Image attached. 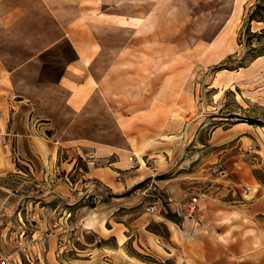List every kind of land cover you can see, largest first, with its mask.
I'll list each match as a JSON object with an SVG mask.
<instances>
[{"label": "rangeland", "instance_id": "obj_1", "mask_svg": "<svg viewBox=\"0 0 264 264\" xmlns=\"http://www.w3.org/2000/svg\"><path fill=\"white\" fill-rule=\"evenodd\" d=\"M74 1L99 25L77 79L85 106L68 103L77 81H42L72 56L65 44L0 80V264H253L247 246H264V55L250 46L264 36L247 24L264 0ZM36 4L27 55L48 15ZM14 41L13 62L25 56ZM151 107L124 132L119 118ZM103 143L132 156L134 172L105 178V161L91 159ZM150 183L161 200L144 193ZM194 196L199 224L185 212Z\"/></svg>", "mask_w": 264, "mask_h": 264}, {"label": "crops", "instance_id": "obj_2", "mask_svg": "<svg viewBox=\"0 0 264 264\" xmlns=\"http://www.w3.org/2000/svg\"><path fill=\"white\" fill-rule=\"evenodd\" d=\"M36 1V5H42L48 15L43 18L36 17L37 21L42 23L37 28L39 30V32L37 30V36L41 39L42 43L32 54L27 55L26 52L29 46L28 32L29 28H33V25L28 24L27 19L30 13L33 14L32 10L35 7ZM71 3L74 5L75 1L0 0V80L6 78L8 74L10 76L13 72L18 71L24 65L34 60L45 62L44 55H46L49 50L61 47L62 44H65L70 47L72 56H68L63 60L64 64H62L59 69L56 68L57 72L53 76L49 74L48 77L42 81L58 86L66 84L67 81H77L78 84L77 82H75V84L79 85L77 87L79 91H73L71 93L68 103L72 108L82 109L88 102L87 100L90 94L87 98L82 99V95L84 96L86 92V88L82 87L85 86V83L83 84L77 79L81 75L80 72L89 67L94 61V53L97 52L94 48H96L95 46L97 45L99 46L96 37V29L99 25L86 17L82 19L81 13H77L76 9L72 8ZM50 20L53 21L55 25L54 32H52L53 27L47 25ZM13 38L15 39L14 44L20 47L19 51H22L21 47L25 48V56L18 58L14 62L11 57ZM43 67L42 64L40 67L41 71ZM78 92L83 93L79 95ZM151 112L152 107L143 109L141 112L119 118L118 123L123 128L124 132H126V130H131L132 126L138 124L137 118L141 116V114L146 113L150 115ZM121 149L122 148H119L115 144L103 143L97 146L96 150L93 151L91 159H93L94 162L100 161L103 163L105 161L107 165L103 171H99L106 174L105 178L112 179L114 177L112 172L130 174L134 172V170H131L132 156L129 157ZM74 164V162L70 163L69 161L67 165H64V162H62L61 165L63 166L62 168L67 169L68 166H72L73 168ZM97 172L98 171L93 169V174L97 175ZM133 178L134 177L131 179ZM141 180L142 178L132 180L131 184L134 185ZM194 217L191 221L195 222V224H199L200 219ZM235 233L236 231L232 230V234L234 235ZM247 249L251 252V258L247 260L246 263L251 261L253 264H264V246L260 247L259 245L258 247H254L250 245L247 246ZM234 253L241 254L242 251L239 250V252Z\"/></svg>", "mask_w": 264, "mask_h": 264}, {"label": "trees", "instance_id": "obj_3", "mask_svg": "<svg viewBox=\"0 0 264 264\" xmlns=\"http://www.w3.org/2000/svg\"><path fill=\"white\" fill-rule=\"evenodd\" d=\"M257 7L253 9V11L251 12L250 16H249V23L247 24V30H248V34L249 36H253V37H263L264 36V28H262L260 30V32H258V30H251L250 27V22L256 18L257 20H264V13L261 12L262 11V5L260 3H258L256 5ZM250 50L251 53L253 54V58L256 59L257 57L264 55V45H262L261 47H254V46H250Z\"/></svg>", "mask_w": 264, "mask_h": 264}, {"label": "built area", "instance_id": "obj_4", "mask_svg": "<svg viewBox=\"0 0 264 264\" xmlns=\"http://www.w3.org/2000/svg\"><path fill=\"white\" fill-rule=\"evenodd\" d=\"M131 160H133V157H131ZM147 189H151L153 191L152 195H154V197H157L159 200H161L159 198V195L157 193L158 190V186L155 185L154 183H150L148 185V188L145 189L144 193L147 191ZM153 209H156L157 206L154 204V206H152ZM200 208V202H199V198L197 196L192 197L187 204L185 205V212L186 215L188 217H194V215L198 212ZM7 261H2V264H6ZM9 264V263H7Z\"/></svg>", "mask_w": 264, "mask_h": 264}]
</instances>
